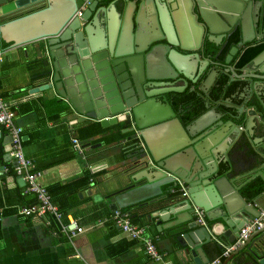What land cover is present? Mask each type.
Listing matches in <instances>:
<instances>
[{
	"label": "water",
	"instance_id": "1",
	"mask_svg": "<svg viewBox=\"0 0 264 264\" xmlns=\"http://www.w3.org/2000/svg\"><path fill=\"white\" fill-rule=\"evenodd\" d=\"M102 1L0 0V51L36 44L42 83L30 92L57 97L66 117L115 125L117 133L134 131L127 136L135 142L120 175L129 185L111 197L113 211L137 203L156 208L150 216L160 217L158 229H173L197 264L208 263L215 246L231 249L240 229L260 215L230 176L242 133L251 134L256 125L264 131V93L253 80L264 81V49L246 63L248 73H238L232 62L240 48L258 45L254 41L264 37V28L258 32L250 21L252 0H112L98 7ZM238 30L241 40L224 61H213L210 44ZM210 64L225 68L229 82L216 83L219 71ZM253 65H261L260 73ZM245 79L248 85L238 86L241 104L235 94L225 101L218 96ZM198 80L204 108L189 118L196 105L182 101V94L189 81ZM218 104L228 110L219 111ZM10 142L7 134L8 158ZM144 169L152 174L142 175ZM200 209L205 225L194 218ZM219 264H264V225Z\"/></svg>",
	"mask_w": 264,
	"mask_h": 264
},
{
	"label": "crops",
	"instance_id": "2",
	"mask_svg": "<svg viewBox=\"0 0 264 264\" xmlns=\"http://www.w3.org/2000/svg\"><path fill=\"white\" fill-rule=\"evenodd\" d=\"M38 56L34 43L0 51L1 93L17 106L15 121L24 129L23 148L41 188V191L30 188L26 180H20L23 177L5 170L7 164L13 168L15 162L6 157L4 139L7 132L0 125V264H197L194 257L185 252L173 229H158L160 217L150 216L156 208L146 210L147 206L140 207L139 203L120 207L130 211L132 222L143 227L155 240L161 258H151L143 240L131 238L122 229L114 218L110 199L129 185L120 175L122 162L129 159L135 142L127 136L134 131L117 133L115 125L103 127L98 120L80 121L79 116L66 117L61 113L57 97L50 99L45 93L30 92L42 83L38 78ZM236 66L240 67L237 63ZM253 66L254 72L260 73L261 65ZM245 67L246 64L241 65L238 73H248ZM253 80H256L255 90L264 93V81ZM177 84L183 86L181 81ZM239 85L245 87L248 80H238L232 91V95L235 94L233 100L241 104L239 93L243 90L238 88ZM192 86L189 81L187 88ZM231 96L226 94L224 98ZM218 106L219 111L228 110L223 104ZM229 119V116L225 117V120ZM244 122L243 119L239 124L244 126ZM242 136L243 143L232 151V165L237 172L233 170L230 176L241 194L251 181H264V156L260 152L264 150V131L256 125L251 134L244 131ZM75 138L82 149L75 146ZM88 142L90 146L85 147ZM141 174L152 173L144 169ZM43 197H47L51 209L21 213L25 206L43 209ZM247 201L254 204L261 215L264 190ZM199 211L194 215L195 221L205 225V211ZM199 216L203 218L202 223L197 221ZM174 218V215L170 216V219ZM75 224L83 226L84 231L72 235L69 230ZM240 236L231 249L247 239L242 240ZM214 249L209 254L210 262L205 264L217 259L219 263L224 261L231 250H221L217 246ZM201 255L207 260L204 253Z\"/></svg>",
	"mask_w": 264,
	"mask_h": 264
},
{
	"label": "built area",
	"instance_id": "3",
	"mask_svg": "<svg viewBox=\"0 0 264 264\" xmlns=\"http://www.w3.org/2000/svg\"><path fill=\"white\" fill-rule=\"evenodd\" d=\"M85 9L83 5L79 9V14ZM17 113V106L7 101L4 98V95L1 93L0 85V125L6 130L7 134L11 137L10 149L8 151L11 159L14 160V173L20 177H23L24 180L28 183L30 188L41 191L40 186L36 183V175L32 170L33 164L31 160L26 156L23 148L24 140V129L21 125L17 124L15 121V116ZM74 144L76 147L82 149L80 141L75 138ZM81 151V150H80ZM6 171L9 169L6 168ZM185 194V193H184ZM44 204L43 209L39 210L36 206H25L21 209L22 214H32L37 211H45V208L51 209V205L48 202L47 197H43ZM200 211H198L199 213ZM114 218L121 225L122 229L127 232L131 238L143 240L146 252L151 258H161L160 251L155 240L146 234L145 229L135 224L131 220L130 212L117 209L114 211ZM202 223L203 218L199 216L198 220ZM264 225V211L260 217L255 220L248 222L240 231V238L243 240L248 237V235L255 231L256 229L262 228ZM70 233L76 235V233L83 232L84 227L74 225V228H70ZM219 260H215L209 264H218Z\"/></svg>",
	"mask_w": 264,
	"mask_h": 264
},
{
	"label": "flooded vegetation",
	"instance_id": "4",
	"mask_svg": "<svg viewBox=\"0 0 264 264\" xmlns=\"http://www.w3.org/2000/svg\"><path fill=\"white\" fill-rule=\"evenodd\" d=\"M109 1V2H108ZM202 1H205V0H202ZM259 1H262L263 2V4L260 6V4H259ZM112 2V0H106V1H102V2H100V4L98 5V7H102V6H104V5H107V4H109V3H111ZM120 3V2H119ZM252 3H253V7H250V11H249V17H250V21H253V23L255 24V26H256V30L259 32H261L262 31V29L264 28L263 27V25H264V0H252ZM86 9V8H85ZM258 10L260 11L259 13H258ZM101 26H102V24H101V22H99V27L101 28ZM89 28H90V30L91 31H94V30H96V26H94V25H90L89 26ZM238 36V40H235L236 39V37ZM241 40V37H240V31L238 30L236 33H234V34H232L231 36H226V37H224L222 40H221V42L217 45H215V44H210V46H211V49L213 50V54H212V59H213V61H224V59L226 58V55L228 54V52H229V50H230V48L234 45V44H236L237 42H239ZM264 43V37L262 38V39H256L255 41H254V44H258L257 46H259V45H262ZM256 46V47H257ZM255 48V47H254ZM220 49H222V52H221V54L218 56V60H217V58H216V54H217V52L220 50ZM247 51V50H246ZM246 51H244V48H240V50H239V52L235 55V57H234V59H233V65H234V63H235V65H236V63L240 66V61L242 60V58L244 57V55H245V53H246ZM235 65H234V67H235ZM209 67L211 68V69H216V70H218L219 71V75H217V81H216V83H218V82H220V80L223 78V75H225V76H227V80L225 81V82H229V74L227 73V72H222V70H225V68H222V67H220L219 65H212V64H210L209 65ZM239 68H241V66L240 67H237L236 66V69L238 70ZM220 69H221V72H220ZM199 81V80H198ZM196 82L195 84H193V86H195V90L194 91H192V92H190V88L191 87H188V88H186V90H188V92H190V93H192L193 95H195V97L197 98V99H199V101L200 102H202L203 103V108H204V100L202 99V97L201 96H198L197 95V91H199V92H201L200 90H199V85H200V81L199 82ZM235 83H237V81L236 82H233L232 84H235ZM231 84V85H232ZM192 86V87H193ZM221 87H222V85H221ZM230 87V85L226 88V90L228 89ZM215 91H217V89L215 90ZM202 93V92H201ZM219 97H221V99L223 100V101H225V98H224V93H222V95L220 96V94L218 95ZM182 101H184L183 100V98H182ZM187 104L189 103V102H186ZM195 105L196 106H198V104L197 103H195ZM180 107H179V105H177V107H175V109L176 110H180L179 109ZM198 116V115H197ZM185 119H186V117H185Z\"/></svg>",
	"mask_w": 264,
	"mask_h": 264
},
{
	"label": "trees",
	"instance_id": "5",
	"mask_svg": "<svg viewBox=\"0 0 264 264\" xmlns=\"http://www.w3.org/2000/svg\"><path fill=\"white\" fill-rule=\"evenodd\" d=\"M109 2V1H108ZM235 40H238V36L236 37ZM264 49V43L262 45H259L255 48H251L249 50L246 51L244 57L242 58V60L240 61V66L241 65H245L246 63H248L252 58H254L257 54H259L262 50ZM227 80V76L223 75V78L220 80V84L223 85L225 84ZM235 84L230 85V87L224 91V95L229 94V96H231L233 93L232 91H234ZM183 100L186 102L189 101H194V103H197L198 106L195 107V109L192 111V113H190L188 115L189 118H193L194 116H197L201 113V110L203 109V103L199 101V99H197L195 97V95H193L192 93L188 92V90L183 92ZM175 107H177V103L175 105ZM187 119V117H186ZM11 166V164H7L8 167V172L13 174L14 170ZM264 190V181L261 179H255L253 181H251L249 184L245 185V190L242 193L243 196L248 199V200H253L258 194H260L262 191Z\"/></svg>",
	"mask_w": 264,
	"mask_h": 264
}]
</instances>
